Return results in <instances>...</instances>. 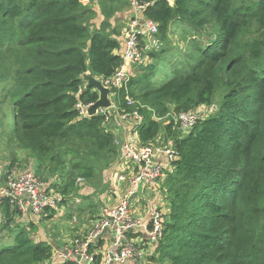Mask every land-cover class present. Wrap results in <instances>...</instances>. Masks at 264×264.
Masks as SVG:
<instances>
[{
  "label": "trees",
  "instance_id": "obj_1",
  "mask_svg": "<svg viewBox=\"0 0 264 264\" xmlns=\"http://www.w3.org/2000/svg\"><path fill=\"white\" fill-rule=\"evenodd\" d=\"M97 4L104 19L92 29L96 12L79 0H0V82L10 98L12 134L63 204L78 195V180L91 182L103 167L120 161L116 137L105 123L109 112L82 117L76 108L98 100L96 91L83 87V74L107 81L121 65L122 28L117 37L107 32L110 20L129 4ZM144 16L158 25L163 47L116 91L114 103L120 113L136 110L142 116L140 144L155 143L164 131V143L172 142L177 152L163 181L169 213L149 259L264 264V0H155ZM173 21L193 34L181 37L185 48L172 64L173 76L153 83V62L166 52ZM198 106L210 114L189 130L179 128V135L173 118L161 123ZM46 171L56 173L55 180L47 182ZM0 217L2 229H18L13 244L0 249V264L48 263L54 246L33 239L38 224L15 223L19 212L7 201ZM94 259L99 264L95 253Z\"/></svg>",
  "mask_w": 264,
  "mask_h": 264
},
{
  "label": "built area",
  "instance_id": "obj_2",
  "mask_svg": "<svg viewBox=\"0 0 264 264\" xmlns=\"http://www.w3.org/2000/svg\"><path fill=\"white\" fill-rule=\"evenodd\" d=\"M99 0H79L82 5L97 3ZM155 0H127L128 16L125 26L121 32V49L118 52L121 58V65L117 72L102 85L109 89V100L122 121L131 123L129 134L126 139L119 141L121 154L118 169L115 172V188L118 191L121 187L120 197L115 204L105 208L101 215L95 217L84 236H77L64 246L56 247L48 264H61L70 262L74 264H95L94 253L100 257L99 264H123L136 257L145 255L135 239L130 235L141 234L149 248H155L162 236L163 224L165 222L163 212L151 208L148 214V221L144 222L136 215L133 205L138 201L139 196L146 189L157 187L161 184L162 178L177 158V152L172 142L164 143L157 139L150 145L139 143L136 130L143 122L142 116L135 110L130 113H120L114 103L116 91L123 88L131 76L136 75L134 66L137 69L147 66L150 62V53L158 52L163 43L158 38V25L145 18V10ZM172 2L173 0H167ZM127 104L133 105L132 99L125 98ZM77 104L80 115L85 117L87 108ZM108 109H101L98 112H109ZM111 112L107 115L105 123L108 124ZM110 117V118H109ZM175 126L189 130L197 122L194 112L179 113L173 115ZM9 173V174H7ZM6 176L4 177V175ZM10 172L0 173V207L4 201L13 209L19 212V220L30 217L35 224L39 223L46 214H53L60 208L64 209L68 203H77L78 199L73 198L67 204H63V197L54 192L49 184L43 182L34 172V169L14 175ZM4 177V178H3ZM81 181V180H78ZM1 220V217H0ZM22 223V222H21ZM104 236H109L107 245L95 249ZM94 247V248H93ZM92 248L94 252H92Z\"/></svg>",
  "mask_w": 264,
  "mask_h": 264
},
{
  "label": "rangeland",
  "instance_id": "obj_3",
  "mask_svg": "<svg viewBox=\"0 0 264 264\" xmlns=\"http://www.w3.org/2000/svg\"><path fill=\"white\" fill-rule=\"evenodd\" d=\"M91 7L96 12L95 19L92 21V29H95L100 26V23L104 17L100 14V8L97 3H91ZM127 11L128 9L126 7V9L121 11L110 20L111 28L107 32L108 35L117 37V30H119L120 27L123 30L126 22V16L124 15L127 13ZM114 27L118 28H116V32L115 30H112ZM169 31L170 36L169 43H167L166 52L162 55H159L157 61L154 60L153 62L157 63L155 66L156 76L152 81L153 83L159 84L165 82L173 76V69H171L172 64L174 66L178 64V60L181 55L180 52H182L185 48L181 37H190L193 34L189 27L183 25L179 21H173L170 24ZM202 42L207 43L206 39H203ZM134 71L137 74L143 72V70H137L136 66H134ZM82 80L83 87L85 88L87 81L83 78ZM214 98V103L216 104V102L219 100V95L216 93ZM210 111L211 109H209L207 106H198L193 110L194 114H196L199 119H202ZM109 112H111L110 117L113 121H115L117 118H120V116L118 117L119 114H117L113 108H110ZM172 117L173 114H170L167 118L161 120L162 125H167ZM178 126L179 124L175 126L174 130L176 131L177 135L180 134L177 132L179 129ZM129 127H131V123L128 124V128ZM14 128L15 125L13 121L12 108L10 105V98L5 97L4 85L2 82H0V170L5 173L13 170L15 173L14 175H17L27 170H35L36 161L34 156L29 151L21 147L22 144L12 134ZM163 138H165L164 131H162L159 139L163 140ZM118 139L119 138L117 137L116 140ZM119 144L120 142L116 141L114 143L113 149L117 152V155L119 154L122 156ZM117 162L118 161L115 160L114 162L108 164V166L103 167L100 171H98L95 179L91 182H85L82 180L79 181L77 185L79 188L78 195L74 197L75 199H78L79 203L76 201L74 203H68L64 209L60 208L57 212H54L51 215L49 213L46 214L44 221L37 223V230L32 232L33 239L35 241L41 240L51 244L54 243L55 246L61 247L77 236H84L90 227L92 219L101 215L103 210L110 205L109 200L111 199L112 202L114 199V196L110 193L109 188L114 186L116 181L115 178H113V171L117 165ZM55 174L56 173L52 174L51 172L46 171L43 176L47 178H43L47 182H52L55 180V177L53 178ZM165 175L166 174H164L159 186L144 190L138 198L137 208L144 215L141 217L144 222L148 221V214L151 208H155L156 210L159 209L160 212H163L164 219L166 220V216L169 213V207L168 202H166L167 200H165L166 188L163 184ZM5 176L6 174L4 177ZM48 176L51 179H49ZM114 202L115 200H113V203ZM87 206L90 207V210L80 211V213L77 211L78 208H84L85 210ZM67 212L72 213L73 219L67 217ZM17 220L14 222L18 223L16 222ZM21 222L25 223V220L22 219ZM17 231L18 229L10 232L7 229H2L0 225V249L13 244V236ZM136 237L137 238L135 240L138 242L137 244L143 248L145 255L126 261L123 264H163L160 262L151 261L149 257L155 254V249L153 247L149 248L147 242L143 240V235L139 234Z\"/></svg>",
  "mask_w": 264,
  "mask_h": 264
},
{
  "label": "crops",
  "instance_id": "obj_4",
  "mask_svg": "<svg viewBox=\"0 0 264 264\" xmlns=\"http://www.w3.org/2000/svg\"><path fill=\"white\" fill-rule=\"evenodd\" d=\"M124 16H128V11H127V13L124 15ZM86 74H89V72L88 73H86ZM96 80H98L97 78H95ZM119 117V116H118ZM128 124H129V122L128 121H122L120 118H117V119H115V121H113L112 119H110V121L108 122V130L109 131H111V132H113L114 133V135H115V137L117 138H119L118 140H120V141H122V140H124V139H126L127 138V136H128V134H129V130H130V127L128 128ZM116 167H117V169H118V164L116 165ZM116 167H115V169H116ZM114 169V170H115ZM116 169V170H117ZM2 171L0 170V173H1ZM113 178H115V172L113 173ZM122 187V186H121ZM119 188V190L117 191L116 190V188H115V184H114V186H111L110 188H109V191H110V193L114 196V199L113 200H115V202L113 203V200H112V202H111V199L109 200V203H110V205L109 206H112L113 204H115L116 202H117V200H118V197H120V192H121V190H123L122 188ZM124 191V190H123ZM137 206H138V201L137 202H134V205H133V207H134V209L136 210V215H137V217L138 218H140V219H142L141 217H143L144 215L142 214V212H140L139 211V209L137 208ZM146 214V213H145ZM25 220V224L26 223H29V222H31V221H33L30 217H27L26 219H24ZM20 221V223H21V220H19ZM136 234H132V235H130V237L132 238V239H136L137 237L136 236H138V235H136ZM144 240V239H143ZM109 242V236H104L103 238H102V240L100 241V244L102 245V247L103 246H105V245H107V243ZM53 246H54V248L56 247V249H57V246H55L54 245V243H53ZM48 264V263H47Z\"/></svg>",
  "mask_w": 264,
  "mask_h": 264
},
{
  "label": "water",
  "instance_id": "obj_5",
  "mask_svg": "<svg viewBox=\"0 0 264 264\" xmlns=\"http://www.w3.org/2000/svg\"><path fill=\"white\" fill-rule=\"evenodd\" d=\"M88 73V72H86ZM83 74L82 78L87 81L86 89L92 88L98 93V100L87 108L85 117H91L98 113L101 109H108L111 107V102L109 100V89L102 85L100 80H96L93 75Z\"/></svg>",
  "mask_w": 264,
  "mask_h": 264
}]
</instances>
